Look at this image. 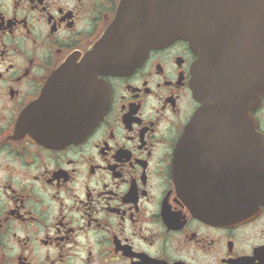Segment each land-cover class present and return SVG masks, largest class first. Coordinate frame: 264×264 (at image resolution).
<instances>
[{
	"label": "flooded vegetation",
	"instance_id": "1",
	"mask_svg": "<svg viewBox=\"0 0 264 264\" xmlns=\"http://www.w3.org/2000/svg\"><path fill=\"white\" fill-rule=\"evenodd\" d=\"M137 2L0 0V264H264V98L223 36L103 60Z\"/></svg>",
	"mask_w": 264,
	"mask_h": 264
},
{
	"label": "water",
	"instance_id": "2",
	"mask_svg": "<svg viewBox=\"0 0 264 264\" xmlns=\"http://www.w3.org/2000/svg\"><path fill=\"white\" fill-rule=\"evenodd\" d=\"M140 6H152L153 15L149 9L139 15L141 18L122 11L116 25L120 35L107 36L112 47L100 51L103 60L119 59V54L129 51L125 45L134 46L137 51L133 53H142L183 39L194 49L199 38L202 41L223 36L230 45L233 61L239 57V64H234L228 77L226 108L246 110L248 113L243 116L250 117L264 98V0H138L134 10H145ZM141 28L149 34L137 32ZM157 30L165 32L156 34ZM102 113L100 107V116ZM246 202L247 198L234 196V215L241 217L246 213Z\"/></svg>",
	"mask_w": 264,
	"mask_h": 264
}]
</instances>
